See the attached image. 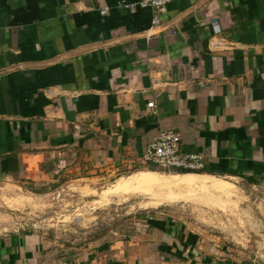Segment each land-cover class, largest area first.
Here are the masks:
<instances>
[{
	"label": "crops",
	"instance_id": "0c3cea01",
	"mask_svg": "<svg viewBox=\"0 0 264 264\" xmlns=\"http://www.w3.org/2000/svg\"><path fill=\"white\" fill-rule=\"evenodd\" d=\"M137 1L0 0V180L86 196L152 166L188 178L204 219L145 215L73 261L2 235L0 264H264V0ZM160 131L203 173L144 163Z\"/></svg>",
	"mask_w": 264,
	"mask_h": 264
},
{
	"label": "rangeland",
	"instance_id": "374dc122",
	"mask_svg": "<svg viewBox=\"0 0 264 264\" xmlns=\"http://www.w3.org/2000/svg\"><path fill=\"white\" fill-rule=\"evenodd\" d=\"M142 172L151 171L101 180L95 184L98 190L86 196L67 190L69 187L60 197L47 195L46 189L0 180V236L36 233L49 250L73 261L79 253L97 252L112 245L108 241H124L145 215L170 216L180 221L204 219V208L192 201L196 191H181L184 187L167 184L124 188L130 177ZM153 173L164 175L163 171ZM158 199L166 201L159 204Z\"/></svg>",
	"mask_w": 264,
	"mask_h": 264
},
{
	"label": "built area",
	"instance_id": "2783aa9c",
	"mask_svg": "<svg viewBox=\"0 0 264 264\" xmlns=\"http://www.w3.org/2000/svg\"><path fill=\"white\" fill-rule=\"evenodd\" d=\"M172 0H138L136 6L140 9L151 11L152 14L164 13ZM132 9V5H121ZM101 13H104L102 11ZM215 31L218 28L214 25ZM153 108V104L148 105ZM181 139L178 133L173 131H160L157 137L147 145L143 162L155 165L165 170H180L187 172H199L203 169V158L201 155L186 152L181 147ZM248 264H257L251 261Z\"/></svg>",
	"mask_w": 264,
	"mask_h": 264
},
{
	"label": "bare ground",
	"instance_id": "6f19581e",
	"mask_svg": "<svg viewBox=\"0 0 264 264\" xmlns=\"http://www.w3.org/2000/svg\"><path fill=\"white\" fill-rule=\"evenodd\" d=\"M186 179H188V178H186ZM186 179L179 178V177H175V176L170 177V178L169 177L166 178V177H163V176H160L159 177L157 174H154V173H150V172L143 173L142 172V173H139V174H136V175L130 177L127 180V182L125 183L124 188L125 189L126 188H129V186H132V187H134V186H136V187H142V186L151 185V184H153V185H163V186L167 184V185H173V186H177L178 185V187L179 186L180 187H186V186L189 185V183L186 181ZM135 189L136 188H134V190ZM117 190H120V188H118ZM161 201L164 202V201H166V199L165 200L164 199H158V203L161 202Z\"/></svg>",
	"mask_w": 264,
	"mask_h": 264
},
{
	"label": "trees",
	"instance_id": "16d2710c",
	"mask_svg": "<svg viewBox=\"0 0 264 264\" xmlns=\"http://www.w3.org/2000/svg\"><path fill=\"white\" fill-rule=\"evenodd\" d=\"M149 171L151 172H157V171H163V170H159V169H155L154 167L150 166L148 168ZM179 174H188V173H191V172H187V171H178ZM199 173H203V171H199Z\"/></svg>",
	"mask_w": 264,
	"mask_h": 264
}]
</instances>
